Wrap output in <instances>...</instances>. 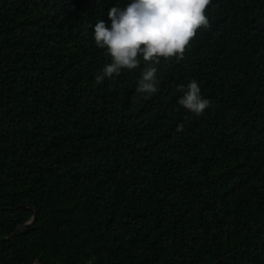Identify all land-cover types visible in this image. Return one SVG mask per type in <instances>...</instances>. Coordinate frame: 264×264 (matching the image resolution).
<instances>
[{"label":"trees","instance_id":"1","mask_svg":"<svg viewBox=\"0 0 264 264\" xmlns=\"http://www.w3.org/2000/svg\"><path fill=\"white\" fill-rule=\"evenodd\" d=\"M130 2L0 0V264H264V0H212L151 95L142 58L95 81Z\"/></svg>","mask_w":264,"mask_h":264},{"label":"clouds","instance_id":"2","mask_svg":"<svg viewBox=\"0 0 264 264\" xmlns=\"http://www.w3.org/2000/svg\"><path fill=\"white\" fill-rule=\"evenodd\" d=\"M212 0H131L124 8L112 7L108 10L110 27L103 20L94 25V42L98 48L106 49L111 62L104 65L95 77L97 84L105 78L119 76L122 70L132 71L143 68L137 82L136 92L155 94L157 87V67L161 59L176 61L184 59L185 52L196 38L200 28L209 27L206 15ZM183 92L179 105L199 117L210 106L208 99L202 98L196 80L187 85H179ZM183 131V124L176 127Z\"/></svg>","mask_w":264,"mask_h":264},{"label":"water","instance_id":"3","mask_svg":"<svg viewBox=\"0 0 264 264\" xmlns=\"http://www.w3.org/2000/svg\"><path fill=\"white\" fill-rule=\"evenodd\" d=\"M36 212H37V210L35 209V213L33 214L32 218H31L29 221H27L24 225L17 227L16 230L14 231V233H16V231H17L20 227L30 225V224L35 220ZM14 233H13V234H14ZM10 237H11V236H5V237H3V238H0V240H2V239H7V238H10Z\"/></svg>","mask_w":264,"mask_h":264}]
</instances>
